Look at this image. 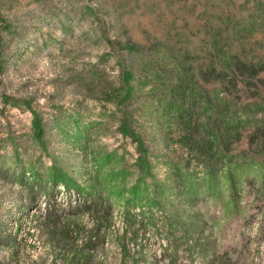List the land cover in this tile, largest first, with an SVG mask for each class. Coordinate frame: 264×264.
I'll return each instance as SVG.
<instances>
[{
    "label": "rangeland",
    "instance_id": "1",
    "mask_svg": "<svg viewBox=\"0 0 264 264\" xmlns=\"http://www.w3.org/2000/svg\"><path fill=\"white\" fill-rule=\"evenodd\" d=\"M252 17L264 62V0H0V264H264V115L207 75ZM204 95L241 98L228 157L184 141Z\"/></svg>",
    "mask_w": 264,
    "mask_h": 264
},
{
    "label": "trees",
    "instance_id": "2",
    "mask_svg": "<svg viewBox=\"0 0 264 264\" xmlns=\"http://www.w3.org/2000/svg\"><path fill=\"white\" fill-rule=\"evenodd\" d=\"M251 20V26L245 30L248 31V36H246L247 34L244 29H240L241 22L235 20L233 24L235 29L233 37H228L227 40L220 43V45L214 43L213 49L215 55L221 62L219 64L221 65V69H219L217 65L213 64L212 67L208 69L209 74L207 75L215 76L213 80L214 84L222 83L221 85H223V87L221 89L224 94L230 96L229 98H231V95L233 94L232 92L237 91L238 85L240 83L241 85L243 84V90L246 92L248 91L246 95L249 98L254 99V101L259 99L257 105H253L255 108L257 107L256 114L263 113L264 115V92H262V88L260 86V84L264 83V80L259 78V76L264 73V62L261 60L257 61V57L255 58L249 56L253 50L249 51L247 48L249 42L247 43V41H244L246 37H249V35L254 36L256 31H261L262 27L254 22V17H252ZM234 42L240 44L242 51L235 54L232 58L227 57L228 55H226L225 47L235 45ZM242 56H245L247 60L244 58L242 59ZM187 86H193V89L197 86V84L189 82ZM206 96L207 95L203 96V109H206L208 112L211 111L214 113V116L211 115L208 117L207 121L204 122L202 120L203 114L199 111L200 108H196V105L190 102L189 108L186 110V114H181L180 116L181 119H187L189 124L186 126L189 127L190 134L184 141H186V143H191L190 147H194L198 151V154L203 158L206 157V159L214 157L213 154L216 153L214 148L222 142L219 146H222L223 155L228 157L232 151L231 147L235 142L237 135H241L240 131L243 129L242 126L245 124L250 125V122L243 121L240 116H235L237 115L236 112H231V109L234 108V106H231L232 102L236 105H241L240 96L230 99V104L228 105H221L222 102L220 101H222L223 98L219 99V96L217 98H209ZM246 106L247 107H239L245 114H250L249 112L252 111V105L248 104ZM237 110H239V108ZM254 126H258L255 132V135L257 133L259 137V143L257 145L258 149L262 154H264V116L261 120H256ZM203 129L207 130V132ZM233 183L235 184V182ZM55 184L57 185V181ZM67 187L70 188V185L68 184ZM85 208L88 211L90 210V207L87 205H85Z\"/></svg>",
    "mask_w": 264,
    "mask_h": 264
}]
</instances>
